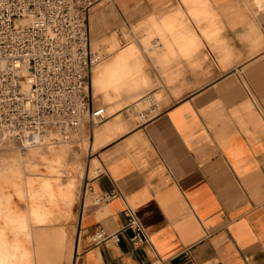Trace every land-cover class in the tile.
<instances>
[{
  "label": "crops",
  "instance_id": "obj_1",
  "mask_svg": "<svg viewBox=\"0 0 264 264\" xmlns=\"http://www.w3.org/2000/svg\"><path fill=\"white\" fill-rule=\"evenodd\" d=\"M101 4L92 51L116 54L92 70L107 120L91 150L111 159L76 237L38 229L32 264H264V0ZM128 208L149 238L137 247Z\"/></svg>",
  "mask_w": 264,
  "mask_h": 264
},
{
  "label": "built area",
  "instance_id": "obj_2",
  "mask_svg": "<svg viewBox=\"0 0 264 264\" xmlns=\"http://www.w3.org/2000/svg\"><path fill=\"white\" fill-rule=\"evenodd\" d=\"M103 0H0V132L24 138L53 131L69 137L102 123L106 109L92 94L89 22ZM134 246L149 242L128 208ZM106 232L95 233L100 243Z\"/></svg>",
  "mask_w": 264,
  "mask_h": 264
},
{
  "label": "rangeland",
  "instance_id": "obj_3",
  "mask_svg": "<svg viewBox=\"0 0 264 264\" xmlns=\"http://www.w3.org/2000/svg\"><path fill=\"white\" fill-rule=\"evenodd\" d=\"M125 38H121V46L140 40L138 36ZM97 54L106 62L116 51L104 47ZM145 56L153 59L148 53ZM146 62L145 57L144 72ZM94 101L103 106L100 97L94 96ZM122 115L131 119L127 110ZM103 124L81 125L70 133L69 140L56 131L27 134L22 139L0 132V264H32L33 236L40 228L64 227L68 232L75 230L76 237L83 196L111 159L105 152L107 145L91 150L94 130Z\"/></svg>",
  "mask_w": 264,
  "mask_h": 264
},
{
  "label": "bare ground",
  "instance_id": "obj_4",
  "mask_svg": "<svg viewBox=\"0 0 264 264\" xmlns=\"http://www.w3.org/2000/svg\"><path fill=\"white\" fill-rule=\"evenodd\" d=\"M97 7H98V6H97ZM97 7H96V8H97ZM96 8H95V9H96ZM95 9H94V10H95ZM106 120H107V115H106ZM104 122H105V121H103V123H104ZM58 133H59V132H58ZM59 134H60V133H59ZM62 137H63V136H62ZM1 138H2V137H1ZM3 138H4V137H3ZM6 138H7V137H6ZM26 138H28L29 141L31 140L30 137H26ZM31 138H32V137H31ZM63 138H64L65 140H69L71 137L69 136V137H63ZM23 140H24V139H23Z\"/></svg>",
  "mask_w": 264,
  "mask_h": 264
}]
</instances>
